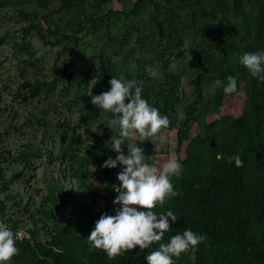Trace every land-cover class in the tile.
Returning <instances> with one entry per match:
<instances>
[{
    "label": "trees",
    "instance_id": "trees-1",
    "mask_svg": "<svg viewBox=\"0 0 264 264\" xmlns=\"http://www.w3.org/2000/svg\"><path fill=\"white\" fill-rule=\"evenodd\" d=\"M262 49L264 0H0V220L30 235L11 264H148L185 228L205 239L174 264H264V81L240 62ZM96 74L93 94L113 76L142 84L170 119L157 136L184 154L178 194L153 209L179 219L113 257L87 238L119 206L120 169L103 166L119 128L87 93ZM230 75L238 91L225 93L215 82ZM135 143L165 161L137 134L125 154Z\"/></svg>",
    "mask_w": 264,
    "mask_h": 264
},
{
    "label": "clouds",
    "instance_id": "clouds-1",
    "mask_svg": "<svg viewBox=\"0 0 264 264\" xmlns=\"http://www.w3.org/2000/svg\"><path fill=\"white\" fill-rule=\"evenodd\" d=\"M240 62L252 76L264 81V49L243 53ZM101 78L99 74L91 77L87 93L93 105L112 115L108 125L112 129L119 128V134L110 137V147L116 155H110L103 161L106 167L122 166L117 173L120 181L118 187H115L117 195L113 198V203L119 206L115 208L114 214L101 213L87 238L93 249H102L113 257L136 246L149 248L154 241H160L179 219L171 209L159 213L153 209L157 204L162 205L167 197L178 194L173 177L182 175L183 164L175 157L165 160L159 166L149 163L138 143L127 144L128 152L125 154L122 144L126 137L137 134L140 141L148 140L167 128L170 119L149 103L142 95L143 85L135 80L113 76L107 90L93 94L92 89ZM215 83L222 85L225 93L238 91L236 76H228L227 83L221 80ZM229 159L234 160L237 166L243 164L238 154ZM17 239V233L4 221H0V264H11L19 251ZM204 239L203 233L185 228L172 235L167 243L147 253L145 258L148 264H174L175 257L189 248L195 249Z\"/></svg>",
    "mask_w": 264,
    "mask_h": 264
},
{
    "label": "rangeland",
    "instance_id": "rangeland-1",
    "mask_svg": "<svg viewBox=\"0 0 264 264\" xmlns=\"http://www.w3.org/2000/svg\"><path fill=\"white\" fill-rule=\"evenodd\" d=\"M182 89L189 94L192 91V87L188 84V82L184 79L182 83ZM210 89L206 91L208 94ZM154 147L152 149L151 158L157 162L159 158H165V160L175 157V158H183L184 154L176 149V138L173 134H170V136L167 137H161V136H154L151 137ZM118 168L121 170V166L118 165ZM95 184L99 185V182L97 180H94ZM41 226V224L39 225ZM39 237L46 238L45 231L42 229H39Z\"/></svg>",
    "mask_w": 264,
    "mask_h": 264
},
{
    "label": "built area",
    "instance_id": "built-area-1",
    "mask_svg": "<svg viewBox=\"0 0 264 264\" xmlns=\"http://www.w3.org/2000/svg\"><path fill=\"white\" fill-rule=\"evenodd\" d=\"M0 221H1V220H0ZM13 231H14V230H13ZM14 232L17 233L19 239H23V238L30 239V235H29V233L26 232V231L23 230V229H19V230H16V231H14Z\"/></svg>",
    "mask_w": 264,
    "mask_h": 264
}]
</instances>
